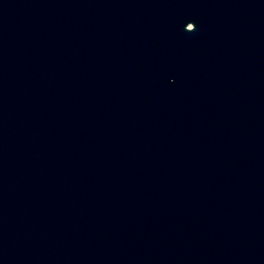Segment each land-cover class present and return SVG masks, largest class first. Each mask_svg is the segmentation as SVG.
Segmentation results:
<instances>
[{
  "label": "water",
  "instance_id": "95a60500",
  "mask_svg": "<svg viewBox=\"0 0 264 264\" xmlns=\"http://www.w3.org/2000/svg\"><path fill=\"white\" fill-rule=\"evenodd\" d=\"M0 264H264V0H0Z\"/></svg>",
  "mask_w": 264,
  "mask_h": 264
}]
</instances>
